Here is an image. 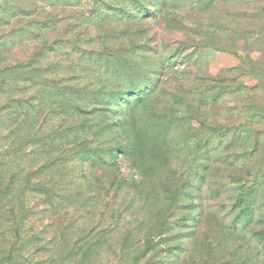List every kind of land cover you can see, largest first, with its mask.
<instances>
[{
    "label": "rangeland",
    "instance_id": "1",
    "mask_svg": "<svg viewBox=\"0 0 264 264\" xmlns=\"http://www.w3.org/2000/svg\"><path fill=\"white\" fill-rule=\"evenodd\" d=\"M37 1L56 5L48 22L14 20L0 0V34L11 51L15 36L18 62L43 52L26 110L29 136L61 161L53 196L35 201L55 252L103 244L102 264H264V0ZM35 35L40 44L17 39ZM9 112L0 264H29L31 172L13 155Z\"/></svg>",
    "mask_w": 264,
    "mask_h": 264
},
{
    "label": "trees",
    "instance_id": "2",
    "mask_svg": "<svg viewBox=\"0 0 264 264\" xmlns=\"http://www.w3.org/2000/svg\"><path fill=\"white\" fill-rule=\"evenodd\" d=\"M202 1L203 0H198V2L200 3ZM6 2H12L13 4L12 6L9 3L12 7L10 18H13L14 20H22L23 18L31 17L30 19H27L28 22H30L29 24H32L34 21L38 20L48 22L47 18L50 12L54 11V8L56 7V5L52 3L43 5L41 4V6L37 7L36 5L42 2L39 3V1L36 2V0H6ZM29 2L31 4L36 2L33 10L34 14H32L31 16L26 15ZM166 2L167 0H162L160 7L164 6ZM19 3H21V5H19ZM1 10L2 14H0L5 15L6 9L1 8L0 6V11ZM38 26L39 30H52V28L48 27L47 24H45V26L43 24H40ZM17 30H20V28ZM30 30L33 29L30 28ZM6 35L7 34H0V97H3L5 93H7L8 89L12 90V87L16 89V93L12 94L9 101V106H3L0 111H6L7 109L10 111L9 117H11L12 119L11 127L14 129L11 135L12 137H14V141L12 142L14 146L13 155L16 159H21L22 167L31 172V174L29 175V179L25 180L27 183H30L27 190L31 195H33L31 197L32 207L27 214L31 217L29 221L30 228L25 233V236L28 239L26 245L30 250L29 264H93V260L99 262V264H102V259L105 256L103 244L100 248L98 246H89L86 249L80 250L79 253L71 250L70 254L65 257L61 255L62 251L64 252L66 250L65 246L61 245L58 247V250L60 252L59 254L58 252H55L54 240L52 232H50V226L45 223V215H47L48 213L47 209L45 208V203L40 202L39 204H37L35 203V201H38L37 197H40V200L42 198H49L50 196H53V193L50 190H52L54 185L57 184L55 183V180L53 178V172H55L56 167L61 163V161L47 160L49 156H52L54 144H47L46 142H43V140L36 141L34 136H29V126H27V116L29 110H26V105L29 104V101L27 100L29 88L27 87V85L32 84L33 86L35 80L45 77L44 69L41 66V58L43 52L42 50L38 51L36 54L30 57L31 60H29L28 62H18L21 61V59H18L17 55L19 53V49L13 43L16 38L15 36H12L11 45L14 49L11 51V46L8 44L6 38L3 39V37H1ZM16 35L21 37L22 34L17 32ZM20 37H17V39L18 41H21V43L25 41V43L32 42L34 44H40L39 42H37L41 38L40 35H35L30 39H24ZM21 43H17V45ZM29 46H31V44ZM36 46L37 45H35V47ZM32 50L34 51V49ZM9 54L10 56H13V62L8 60ZM23 61H26V59H23ZM14 62L16 63L12 64ZM10 74L12 80H9L8 78ZM126 93H132L134 96L140 98L142 92H139L138 87H131L127 90ZM5 135L6 134H3L2 140L8 139L7 137H5ZM55 141L56 138L52 140V142ZM108 154L110 159H115L118 151L111 150L108 152ZM21 176L22 174H20L18 171V173L16 172V177H14V179L12 180L14 186L17 185L18 189L22 187L23 183V180L20 178ZM244 202L245 199L243 196H241L237 200L238 204ZM253 220L254 217L252 216L250 222H253ZM257 236L259 238H264V234H261L259 232L257 233ZM79 243H81V246H83V242ZM120 260L121 259L118 258V263ZM151 261L152 260L149 259L143 264H153L151 263Z\"/></svg>",
    "mask_w": 264,
    "mask_h": 264
}]
</instances>
